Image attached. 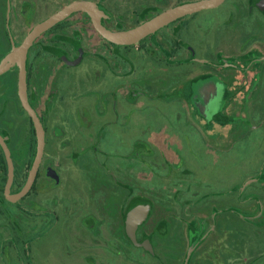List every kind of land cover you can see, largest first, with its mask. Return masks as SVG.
Listing matches in <instances>:
<instances>
[{"label": "flooded vegetation", "instance_id": "flooded-vegetation-1", "mask_svg": "<svg viewBox=\"0 0 264 264\" xmlns=\"http://www.w3.org/2000/svg\"><path fill=\"white\" fill-rule=\"evenodd\" d=\"M74 1L79 0H0V66L37 24ZM88 1H93L103 12L102 23L113 29L108 25V15L100 4L96 0ZM224 4L227 20L223 21L218 31L212 59H197L190 44L192 43L190 37L188 41L183 40L182 34L188 23L185 22V26L181 28L175 27L185 18L197 13L176 20L148 40L162 51L166 59H170L168 62L171 60L174 62L172 65L191 66L195 63L203 65L201 70L191 68L186 72L184 85H180L186 96L176 99L175 102L184 103L190 112L186 113L185 117L178 114L175 121L180 126L183 123H190L189 128L192 130L196 129L197 125V129L204 132L210 141H216L213 144L202 141L205 150L211 151L212 154H222L224 159L228 156L230 160L242 149L244 141L250 140L251 131L258 130L264 138V125L253 127L255 122L264 123V0H226L221 6ZM52 8L53 11L50 12ZM79 14L87 18L92 25L87 13H73L37 37L27 51L25 63L27 96L39 118L41 115L33 103V93L35 85L37 88H45L48 83L45 82L48 75V60L51 53L55 54L50 52V42L70 43L65 51L60 50L62 55L58 54L62 58L66 57L65 63L68 68L84 62L85 51L79 44L81 38L78 35H74L73 38L68 34L63 35L68 32L66 25L69 18ZM172 27L173 35L169 41L170 48L167 50L158 35ZM96 33L110 49L114 47L97 31ZM64 36L67 39H64ZM80 56V61L73 65ZM5 67V71L0 74V135L9 146L15 167L14 181L10 189V195H14L21 191L27 181L37 151V138L35 134L33 142H27V146L22 149L23 167H20L15 149L13 150L2 131L7 129L5 125L7 121H2L3 108L10 107L16 110L18 106L22 107L18 94L19 66L17 62L9 61ZM40 73L42 85L38 81ZM179 96L183 97L182 94ZM236 105L239 110L243 109L242 105L247 106L248 113L228 114L227 109ZM196 110L199 114H195ZM40 119L45 129L44 155L31 190L17 202L7 200L4 193L8 166L0 146V219H7L12 230L17 225L19 211L25 214L26 253L34 246L35 236H39L42 229L58 223L71 230L66 254L73 264L80 261L85 246L95 245L97 236L101 237L103 230L113 235L111 239L115 241L105 239V243L108 244L107 249L113 256L122 257L121 260H114L120 261V264H264V161L253 175L251 170L248 174L245 170L247 167L242 166L240 170L233 172L229 170L228 173L223 169L218 170V176L214 177L217 185L210 191L211 188L204 183L197 187L188 182V177L191 176L187 168L188 152L185 149L177 150L176 157L181 156L177 164L179 167L183 166L181 170L186 171L185 193L171 196L170 201L184 203V207L163 212L159 218L153 217V212L142 203L146 200L162 202L163 196L153 201L143 195H125L120 201L117 198L113 200L111 196L103 193L102 198L95 192L92 195H84L88 198L87 202L83 203L86 205V211L80 213L75 209L67 213L47 211V204L52 206L61 204L64 196L61 195V199L58 200L57 197L49 195L50 191L60 188L62 176L49 157L51 139L43 118ZM243 129L249 136H239ZM56 136L59 137L58 132ZM186 141L191 155L194 146L189 138ZM24 166L27 171L22 170ZM51 169L56 172L58 180L48 174ZM244 174L245 179L242 178ZM28 198L31 199L27 200L26 204L21 203ZM122 204L125 210H121ZM90 206H95L99 210L92 211L88 209ZM141 209L147 210V215L136 223L135 243L129 237L127 227L130 216L135 210ZM1 223L2 221L0 225ZM77 228L86 230V235L81 236ZM146 241L150 243L151 251L140 245ZM14 247H18L16 240ZM131 252L138 257L131 258ZM91 256L92 254L87 255L88 259H92ZM27 258L28 263L32 264L29 256ZM108 264L116 263L109 261Z\"/></svg>", "mask_w": 264, "mask_h": 264}, {"label": "rangeland", "instance_id": "rangeland-1", "mask_svg": "<svg viewBox=\"0 0 264 264\" xmlns=\"http://www.w3.org/2000/svg\"><path fill=\"white\" fill-rule=\"evenodd\" d=\"M96 1L107 13L108 25L113 29H123L138 25L153 12L191 0ZM225 9L224 4L216 9L203 10L175 26L181 28L188 23L182 37L184 41L190 37L197 59H212L218 31L223 21L227 20ZM67 22L69 33L63 35L68 34L71 38L78 35L81 38L79 44L85 51L84 62L68 68L66 57L58 54L62 55L70 43L51 41L50 52L55 54L51 53L48 60L45 81L48 83L45 88L35 85L33 93V103L49 131V157L62 176L60 188L49 193L58 200L61 195L64 196L62 203L54 206L47 204V211H86L83 203L88 198L84 195L95 192L102 198L104 194L120 201L125 195H143L153 201L163 196L162 202L146 200L142 203L156 218L163 212L180 210L184 203L170 201L171 196L185 193L186 171L177 164L181 157H176L177 150L185 149L188 152L187 168L191 173L188 182L197 187L204 183L211 188L210 191L217 185L214 177L218 176L220 169L228 173L229 170L238 171L242 166L247 167L245 170L248 174L251 170L253 175L260 167L264 161V138L258 130L251 131L250 140L244 141L242 149L230 160L228 156L224 159L222 154L205 150L202 141L211 144L216 141H210L204 132L197 129V125L192 130L190 123H183L182 128L188 131L182 129L177 136L176 126L179 123H172L169 115L190 112L184 103L177 104L175 101L186 96L180 86L184 85L186 72L191 68L201 70L203 65H172L174 62H168L170 59H166L148 39L129 48L110 49L83 15H74ZM172 33L173 27L158 35L167 50ZM64 39L67 37L64 36ZM38 81L42 83V73ZM181 94L183 97L179 96ZM242 106V110L238 105L230 107L227 113L247 114L248 107ZM3 110L2 121H7V129L2 131L15 149L18 165L23 167L22 149L27 142H33V130L21 106L16 110L10 107ZM195 114H199V111L196 110ZM258 125L262 127L264 123L255 122L253 127ZM248 134L245 129L239 132L242 137ZM185 138H189L194 146L191 155ZM22 170L27 171L25 166ZM245 177V174L242 175L243 179ZM50 185L53 187L52 182ZM29 199L21 203L26 204ZM88 209L96 211L97 208L90 206ZM121 210H125L123 204ZM0 221V264H29L28 256L32 264H73L66 254L71 230L61 224L42 229L39 236H35L34 246L26 253L25 214L19 211L17 225L12 230L7 219ZM79 231L81 236L86 235L83 228ZM112 236L103 230L102 238L98 235L95 245L82 249V256L76 264H108L109 261L120 264V261L114 260H121L122 257L113 256L105 243V239L114 240ZM15 240L18 243L16 248ZM131 253V258L138 257ZM89 254H92V259H88Z\"/></svg>", "mask_w": 264, "mask_h": 264}, {"label": "water", "instance_id": "water-1", "mask_svg": "<svg viewBox=\"0 0 264 264\" xmlns=\"http://www.w3.org/2000/svg\"><path fill=\"white\" fill-rule=\"evenodd\" d=\"M226 0H191L188 2H183L172 8H168L157 15L149 18L148 20L136 25L127 30H114L107 28L101 21L102 16L104 15L101 10L98 9L97 5L93 1L88 0H79L74 1L65 6L60 11L51 15L45 21L37 24L31 32L27 35L25 40L18 46L13 49L12 54L4 60L0 66V74L5 71V64L9 61L17 62L19 66V75H18V94L21 101L22 108L26 111L27 115L31 118L33 127L35 130L37 138V151L35 155L34 162L29 170L27 181L24 187L20 192L14 195H10V189L14 181V163L11 156V151L5 140V138L0 135V146L5 154L7 160V181L4 188V193L7 200L11 202H17L25 197L28 192L31 190L37 172L39 170L40 164L45 150V129L43 127L42 121L39 118V115L32 107L29 102L26 90V56L29 47L32 45L33 41L41 36L44 32L51 29L53 26L67 18L69 15L76 12H85L89 15L94 29L109 43L117 46H132L138 44L144 38L157 33L159 30L168 26L169 24L175 22L176 20L183 18L188 15H192L203 10L216 9L220 7ZM81 59H79L73 64H77ZM51 177L58 180L54 170H50L48 173ZM147 215V210L141 209L135 210L134 213L130 216V221L127 227V233L129 237L136 243L135 229L137 226V221H141ZM151 251V246L148 241L143 244H140Z\"/></svg>", "mask_w": 264, "mask_h": 264}, {"label": "trees", "instance_id": "trees-1", "mask_svg": "<svg viewBox=\"0 0 264 264\" xmlns=\"http://www.w3.org/2000/svg\"><path fill=\"white\" fill-rule=\"evenodd\" d=\"M178 4H181V2L180 3H178ZM177 4V5H178ZM160 12H162V11H158V12H156V13H151L149 16H147V17H145V19H143L140 23H142V22H144V21H146V20H148L149 18H151V17H153V16H155V15H157L158 13H160ZM139 23V24H140ZM138 24V25H139ZM132 28V27H131ZM127 29H130V28H123V29H114V30H127ZM156 34H153V35H150V36H148V37H146V38H144L143 40H141L140 42H139V44H141L142 42H144L145 40H147L148 38H151V37H153V36H155ZM153 44V43H152ZM114 47H116V48H122V47H124V48H129V47H131V46H117V45H114V44H112ZM24 110V109H23ZM25 113H26V111H24ZM27 114V113H26ZM28 116V115H27ZM41 118V117H40ZM28 120H29V122H30V125H31V128H32V130H33V136L35 137V131H34V128H33V123H32V120H31V118L28 116ZM35 151H36V148L34 149V153H35ZM25 177H27V175L25 176Z\"/></svg>", "mask_w": 264, "mask_h": 264}, {"label": "crops", "instance_id": "crops-1", "mask_svg": "<svg viewBox=\"0 0 264 264\" xmlns=\"http://www.w3.org/2000/svg\"><path fill=\"white\" fill-rule=\"evenodd\" d=\"M178 115V114H177ZM177 115H174V114H170L169 116H170V119H172V123H176V121L175 120H177ZM179 115H181L182 117L184 116L185 117V115L186 114H183V113H181V114H179ZM175 116V117H174ZM177 127V136L179 135V132L183 129L182 127L183 126H180V124L178 125V126H176ZM188 128V127H187ZM183 131L185 132V131H188V129H186V130H184L183 129ZM185 139H187V138H185Z\"/></svg>", "mask_w": 264, "mask_h": 264}]
</instances>
